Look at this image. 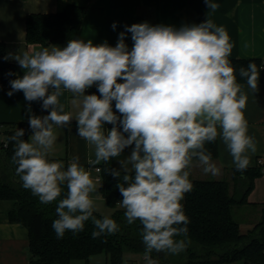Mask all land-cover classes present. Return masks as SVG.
<instances>
[{
  "label": "clouds",
  "instance_id": "clouds-1",
  "mask_svg": "<svg viewBox=\"0 0 264 264\" xmlns=\"http://www.w3.org/2000/svg\"><path fill=\"white\" fill-rule=\"evenodd\" d=\"M204 3L213 12L219 8L213 0ZM111 27L115 30L116 22ZM232 48L226 29L206 18L180 27L147 21L124 25L115 46L77 38L63 47L50 44L3 57L23 71L22 76L7 74L16 75L7 95L22 92L29 104L30 137L23 139V128L8 137L15 142L12 163L24 189L42 204L56 203L52 228L57 239L82 232L89 221L92 238L120 230L109 216L94 215L97 184L79 157L67 166L49 159L55 129H70L74 120L76 135L94 146L90 164L107 163L131 149L109 174L118 180L123 174V183L116 185L119 207L128 225L139 221L145 264H158L154 251L178 255L186 249L190 220L182 201L193 190V161L204 174L220 173L206 143L219 138L239 172L248 169L257 152L244 115L248 94L229 60ZM260 71L255 62L239 69L256 95ZM93 87L96 91L89 93ZM65 91L80 109L75 117L60 102ZM32 102H40L47 114L32 113Z\"/></svg>",
  "mask_w": 264,
  "mask_h": 264
},
{
  "label": "crops",
  "instance_id": "crops-1",
  "mask_svg": "<svg viewBox=\"0 0 264 264\" xmlns=\"http://www.w3.org/2000/svg\"><path fill=\"white\" fill-rule=\"evenodd\" d=\"M213 2L219 4V8L214 12L207 9L204 0H0V41L6 45V55L39 50L50 44L65 46L62 43H29L26 39V17L29 13L62 11L68 4L75 3L87 6L76 39H92L94 44L107 41L115 46L118 34L124 30V25L130 26L147 21L152 25L180 27L182 24L200 23L210 18L217 26H223L230 37L233 48L229 60L251 57L264 60V0H213ZM113 22L117 24L115 30L111 27ZM125 42L131 48L130 34ZM9 61L17 64L15 61ZM17 67L16 75L22 76V69L18 64ZM239 83L244 86L248 94L247 106L244 110L248 121V134L257 142V152L254 155L250 154V166H254L258 164L260 158L264 160V81L260 82L258 95L247 88L246 82ZM9 90L10 84H0V123L27 121L29 104L25 101L23 93L17 92L9 97L7 95ZM59 99L65 106V112H70L75 117L80 109L73 104L72 94L65 91ZM37 103H31L32 113ZM4 127L1 125L0 131H4ZM59 129H64V144L58 134ZM55 134L57 141L49 154V159L63 161L67 166L73 157H79L80 165L91 173L97 184V191L92 194L96 211L110 215L113 208L107 204L102 193L103 181L96 180L98 175L96 167H103L104 162L89 163L90 160L95 159L94 146L76 135L74 120L70 129L56 128ZM58 144L60 147L57 149ZM212 161L220 169L218 175L204 174L202 167L194 160L190 169V178L227 180L230 183V191L234 194L237 187L233 172L235 166L226 146L219 138L218 156L212 158ZM184 201L185 198L182 202ZM14 205L13 199H0V264H30L29 230L20 222H12L9 217ZM263 205L264 173L255 179L254 188L249 193L247 202L235 205L238 208L249 207L252 210L251 221L244 224L239 222L242 233H248L255 227L261 217ZM125 263L145 264L144 254L128 253ZM62 264H109V259L107 254L102 252L92 255L89 259H73ZM158 264L163 263L158 261Z\"/></svg>",
  "mask_w": 264,
  "mask_h": 264
},
{
  "label": "trees",
  "instance_id": "trees-1",
  "mask_svg": "<svg viewBox=\"0 0 264 264\" xmlns=\"http://www.w3.org/2000/svg\"><path fill=\"white\" fill-rule=\"evenodd\" d=\"M87 6L75 3L68 4L65 9L51 13H29L26 17V39L29 43L39 42L66 43L76 39L86 14ZM6 45L0 41V84H9L16 75L17 64L5 61ZM231 64L236 69L237 81L246 82V78L239 76L241 67L247 68L250 62H255L260 71V82L264 81V60L258 57L233 58ZM95 87L89 93L95 92ZM36 115H46L37 103L34 111ZM4 125V132L8 137L14 134L17 128L25 129L23 139L31 135L28 120L20 122L0 123ZM110 126V125H109ZM111 127V126H110ZM205 148L212 158L218 156V138L213 143H206ZM15 142L8 140V146L0 151V199H13L15 205L9 213L12 222H20L29 230L30 264H62L73 259H89L97 253H105L109 264L125 263L126 255L144 254V245L139 234V221L128 225L124 219V210L118 206L122 197L116 185L123 183V174L120 180L114 179L109 173L112 168L118 167L117 159H124L131 149H126L121 157L103 163L102 193L107 204L113 208L110 215L94 212L97 218L109 216L120 226L114 235L92 238L94 230L91 222H86L85 228L78 234L65 232L62 239H57L52 228L56 219V203L42 204L38 197L30 190L22 187V182L16 174V165L12 163ZM236 179V192L230 191V183L220 179L190 178L193 190L185 194L182 202L185 214L190 223L184 250L187 260L185 264H264V205L262 214L255 227L248 233L240 231V223L234 216V206L247 202L249 193L255 185V179L264 173L261 164L249 166L244 172L233 168ZM240 187V188H239ZM238 188L240 191H238ZM66 195V189L62 197ZM61 197V198H62ZM177 239H185L177 237ZM153 259L163 264H173L169 255L165 253L151 254Z\"/></svg>",
  "mask_w": 264,
  "mask_h": 264
},
{
  "label": "rangeland",
  "instance_id": "rangeland-1",
  "mask_svg": "<svg viewBox=\"0 0 264 264\" xmlns=\"http://www.w3.org/2000/svg\"><path fill=\"white\" fill-rule=\"evenodd\" d=\"M59 130L60 131L58 134H59V136H61V139H62L61 141L64 144V142H65L64 129H59ZM59 147H60V145L58 144L56 146V148L58 149ZM64 149H65V146H64ZM239 188H238V191H240ZM252 215H253L252 210L249 207L238 208V207L234 206V216L241 224L247 223V221H251L250 219L252 218ZM167 255H169L168 257L173 264H185L186 263L187 256H186L184 251L179 253L178 255H171V254H167ZM154 260H157V259H154ZM157 261H159V260H157ZM168 264H170V263H168ZM236 264H242V263L238 262Z\"/></svg>",
  "mask_w": 264,
  "mask_h": 264
},
{
  "label": "built area",
  "instance_id": "built-area-1",
  "mask_svg": "<svg viewBox=\"0 0 264 264\" xmlns=\"http://www.w3.org/2000/svg\"><path fill=\"white\" fill-rule=\"evenodd\" d=\"M106 127L110 128L109 125H106ZM5 145L8 146V139H7V136H6L5 132L1 130L0 131V151L7 147ZM258 163L261 164L264 167V160L262 158H260L258 160ZM96 170L98 172V175L96 176V180L102 182L103 181L102 167L101 166H97ZM121 264H128V263H121Z\"/></svg>",
  "mask_w": 264,
  "mask_h": 264
}]
</instances>
